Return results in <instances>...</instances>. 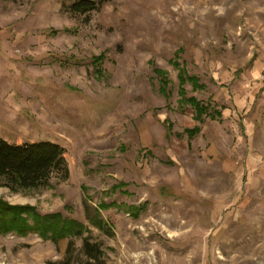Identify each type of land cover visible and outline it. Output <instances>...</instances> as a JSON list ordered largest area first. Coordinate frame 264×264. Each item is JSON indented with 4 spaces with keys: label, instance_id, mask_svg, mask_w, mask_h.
Masks as SVG:
<instances>
[{
    "label": "rangeland",
    "instance_id": "374dc122",
    "mask_svg": "<svg viewBox=\"0 0 264 264\" xmlns=\"http://www.w3.org/2000/svg\"><path fill=\"white\" fill-rule=\"evenodd\" d=\"M74 1L0 0V65L23 100L0 135L52 141L68 162L49 186L0 198L84 222L103 254L90 258L82 238L7 234L0 264H264V0H97L86 15L67 10ZM179 49L206 86L188 94L220 117L199 123L178 105ZM103 202L117 203L100 210L105 231L87 218Z\"/></svg>",
    "mask_w": 264,
    "mask_h": 264
},
{
    "label": "trees",
    "instance_id": "16d2710c",
    "mask_svg": "<svg viewBox=\"0 0 264 264\" xmlns=\"http://www.w3.org/2000/svg\"><path fill=\"white\" fill-rule=\"evenodd\" d=\"M103 2L97 0H76L67 6V10L76 15H86L100 10ZM65 31L71 32L69 29ZM54 32H59L54 30ZM179 49L175 54L173 64L178 72V105L183 107L189 105L194 110V118L203 123L204 117L215 119L221 116V112L212 102H203L195 96H190L186 85H192L193 90L205 89L200 77L189 74L187 68L180 63ZM104 53L94 57V62L100 63L104 59ZM154 73L160 79V91L167 99L171 97L169 89L170 80L168 72L162 68L155 67ZM172 123L167 121V131L171 135ZM201 131L199 126L185 129L189 138H193ZM55 173L68 174V162L65 157V149L52 141L31 142L24 144H12L0 135V187H8L13 191L22 189H39L50 185V180ZM127 184L121 183L114 189L124 188ZM147 203L132 206L134 214L138 215ZM117 203H101L95 214L87 213L91 224L101 231L106 230V222L100 217L101 209H108ZM15 234L26 237L29 234H37L44 240L55 243L70 238H82L84 249L90 258H99L103 252L100 245L91 242L90 228L82 221L66 216L62 212L42 213L38 207L31 204H13L0 198V235ZM73 247L70 243L68 252ZM85 264H90L85 263Z\"/></svg>",
    "mask_w": 264,
    "mask_h": 264
},
{
    "label": "crops",
    "instance_id": "0c3cea01",
    "mask_svg": "<svg viewBox=\"0 0 264 264\" xmlns=\"http://www.w3.org/2000/svg\"><path fill=\"white\" fill-rule=\"evenodd\" d=\"M7 68H12L11 65H0V133L8 126H16L15 116H20L23 110V100L16 98L14 87L8 85V77L13 78ZM11 81V80H10Z\"/></svg>",
    "mask_w": 264,
    "mask_h": 264
},
{
    "label": "bare ground",
    "instance_id": "6f19581e",
    "mask_svg": "<svg viewBox=\"0 0 264 264\" xmlns=\"http://www.w3.org/2000/svg\"><path fill=\"white\" fill-rule=\"evenodd\" d=\"M180 255H182V254H180ZM186 257H188V255H184L183 257L175 256V257L169 258V261L171 262V264H181V262L184 261ZM186 261L190 264H194V258L193 257H190Z\"/></svg>",
    "mask_w": 264,
    "mask_h": 264
},
{
    "label": "built area",
    "instance_id": "2783aa9c",
    "mask_svg": "<svg viewBox=\"0 0 264 264\" xmlns=\"http://www.w3.org/2000/svg\"><path fill=\"white\" fill-rule=\"evenodd\" d=\"M261 81H262V83L264 84V70H263V72H262V74H261Z\"/></svg>",
    "mask_w": 264,
    "mask_h": 264
}]
</instances>
